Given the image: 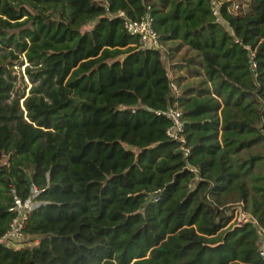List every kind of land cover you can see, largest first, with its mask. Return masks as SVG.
Listing matches in <instances>:
<instances>
[{
    "label": "trees",
    "instance_id": "trees-1",
    "mask_svg": "<svg viewBox=\"0 0 264 264\" xmlns=\"http://www.w3.org/2000/svg\"><path fill=\"white\" fill-rule=\"evenodd\" d=\"M212 1L0 0V264H264V0Z\"/></svg>",
    "mask_w": 264,
    "mask_h": 264
},
{
    "label": "built area",
    "instance_id": "built-area-1",
    "mask_svg": "<svg viewBox=\"0 0 264 264\" xmlns=\"http://www.w3.org/2000/svg\"><path fill=\"white\" fill-rule=\"evenodd\" d=\"M211 8L212 12L217 15L218 10L215 0L212 1ZM120 14H122V12H120ZM123 24L129 32L137 34L140 46L154 48L161 47V43L158 40V35L151 25V16L148 11H146L140 18L137 19L123 15ZM172 87L175 91H177L178 87L174 83H172ZM164 113L172 120V123L167 128L166 133L172 138H180L179 131L182 130L183 126L180 109L176 106L169 105L164 110ZM35 191L36 189H33V192ZM33 194H31L25 200L16 199V203L13 206V209L16 213L12 218L10 227L4 234L1 235V242L8 243L16 247L20 245L22 228L26 214L32 207H34L38 203V201L33 198ZM231 221L232 223L237 225L243 224L248 221L254 224L257 223L255 216L241 207V205L235 207V209L233 210ZM258 234L259 254L264 257V227L258 228Z\"/></svg>",
    "mask_w": 264,
    "mask_h": 264
},
{
    "label": "rangeland",
    "instance_id": "rangeland-1",
    "mask_svg": "<svg viewBox=\"0 0 264 264\" xmlns=\"http://www.w3.org/2000/svg\"><path fill=\"white\" fill-rule=\"evenodd\" d=\"M244 0H233L232 5L234 3L236 4H242ZM26 61H23L21 64H15L13 65L14 67V72L15 77L10 81L9 83L1 84L0 85V97L6 98L7 96L10 97L11 95L19 94L20 92H23L24 94H27L29 91V87L31 85L28 77L24 73V64ZM9 85V88H3L5 86ZM22 98H20V103H21ZM229 207L227 211H230Z\"/></svg>",
    "mask_w": 264,
    "mask_h": 264
},
{
    "label": "water",
    "instance_id": "water-1",
    "mask_svg": "<svg viewBox=\"0 0 264 264\" xmlns=\"http://www.w3.org/2000/svg\"><path fill=\"white\" fill-rule=\"evenodd\" d=\"M26 179L30 181V176L28 174L26 175Z\"/></svg>",
    "mask_w": 264,
    "mask_h": 264
}]
</instances>
